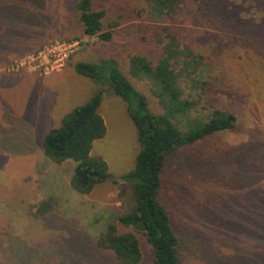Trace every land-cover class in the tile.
I'll use <instances>...</instances> for the list:
<instances>
[{"label":"rangeland","instance_id":"1","mask_svg":"<svg viewBox=\"0 0 264 264\" xmlns=\"http://www.w3.org/2000/svg\"><path fill=\"white\" fill-rule=\"evenodd\" d=\"M76 2L0 0V264H119L96 238L131 205L130 187L112 181L133 168L139 151L124 101L103 93L99 113L106 132L93 142L91 155L106 161L111 178L89 194L70 186L75 162L51 161L41 142L66 113L106 88L79 75L74 66L80 62L113 58L150 109L162 113L149 84L131 76L128 64L141 54L155 66L165 32L181 48L205 56L198 71L204 89L194 82L197 74L179 79L185 94L198 100L189 117L206 121L214 109L236 116L235 130L165 158L159 199L179 237L180 264H264V0H183L174 15L161 19L146 0H90L92 9L105 11L109 41L83 33ZM67 38L80 47L61 71L12 69L42 45ZM47 199L52 210L35 217ZM117 228L139 239V264H153L142 232Z\"/></svg>","mask_w":264,"mask_h":264},{"label":"trees","instance_id":"2","mask_svg":"<svg viewBox=\"0 0 264 264\" xmlns=\"http://www.w3.org/2000/svg\"><path fill=\"white\" fill-rule=\"evenodd\" d=\"M146 2L151 15L161 19L174 15L183 0ZM76 8L86 36H97L104 41L111 39V30L102 28L104 10L92 9L90 0H77ZM165 38L167 41L155 66L141 54L131 55L128 64L131 76L149 84L162 113L150 109L145 95L133 87L113 58L104 59L99 64L80 62L74 66L75 71L106 88L99 89L85 103L66 113L60 125L50 129L41 142L44 156L51 161L75 162L70 186L79 194H89L96 185L111 178L106 161L91 155L93 142L106 132L99 113L103 93L108 90L124 101L137 131L139 151L133 168L112 181L130 187L131 205L117 217V223L109 222L96 238V245L111 251L119 264H139L142 253L136 235L129 231L120 233L117 224L132 226L142 232L152 247L153 264H180L179 237L169 211L159 199L165 158L179 147L236 128V116L225 110L214 109L206 121L189 117L198 100L190 93L185 94L179 79L186 76L194 80L197 74L194 82H199L198 87L204 89L206 81L200 78L198 71L205 56L194 54L186 45L181 48L176 37L169 32H165ZM180 121L185 123V130L179 127ZM193 122L199 124L191 125ZM52 208L51 200H44L36 206L33 215L44 217Z\"/></svg>","mask_w":264,"mask_h":264},{"label":"built area","instance_id":"3","mask_svg":"<svg viewBox=\"0 0 264 264\" xmlns=\"http://www.w3.org/2000/svg\"><path fill=\"white\" fill-rule=\"evenodd\" d=\"M80 42L77 39H57L42 45L37 51L16 60L14 70H42L45 72L61 71L70 57L78 51Z\"/></svg>","mask_w":264,"mask_h":264},{"label":"crops","instance_id":"4","mask_svg":"<svg viewBox=\"0 0 264 264\" xmlns=\"http://www.w3.org/2000/svg\"><path fill=\"white\" fill-rule=\"evenodd\" d=\"M30 72V71H29Z\"/></svg>","mask_w":264,"mask_h":264}]
</instances>
